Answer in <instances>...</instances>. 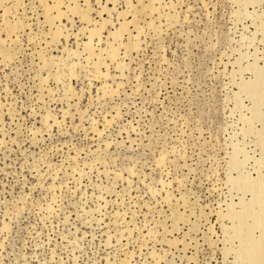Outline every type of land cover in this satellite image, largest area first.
<instances>
[{
  "label": "rangeland",
  "instance_id": "374dc122",
  "mask_svg": "<svg viewBox=\"0 0 264 264\" xmlns=\"http://www.w3.org/2000/svg\"><path fill=\"white\" fill-rule=\"evenodd\" d=\"M263 240L264 0H0V264Z\"/></svg>",
  "mask_w": 264,
  "mask_h": 264
},
{
  "label": "bare ground",
  "instance_id": "6f19581e",
  "mask_svg": "<svg viewBox=\"0 0 264 264\" xmlns=\"http://www.w3.org/2000/svg\"><path fill=\"white\" fill-rule=\"evenodd\" d=\"M80 10V9H79ZM78 10V11H79ZM76 11V10H75ZM77 11V12H78ZM76 12V13H77ZM79 13V12H78ZM86 18V17H85ZM89 20V19H88ZM121 35V34H120ZM120 37V36H119ZM117 52V51H116ZM264 241V240H263ZM259 245L258 246H256V248H257V250H258V253H261V252H264V242H260V243H258ZM257 245V244H256ZM253 250V249H252ZM257 255V254H256ZM262 256V255H261ZM256 257H258V256H256ZM258 259H259V264H263V260H262V257H258Z\"/></svg>",
  "mask_w": 264,
  "mask_h": 264
}]
</instances>
